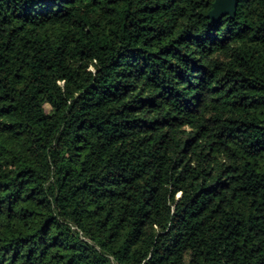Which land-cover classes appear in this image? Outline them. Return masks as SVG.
Listing matches in <instances>:
<instances>
[{
	"label": "trees",
	"instance_id": "obj_1",
	"mask_svg": "<svg viewBox=\"0 0 264 264\" xmlns=\"http://www.w3.org/2000/svg\"><path fill=\"white\" fill-rule=\"evenodd\" d=\"M214 1L0 0V264H264V0Z\"/></svg>",
	"mask_w": 264,
	"mask_h": 264
},
{
	"label": "water",
	"instance_id": "obj_2",
	"mask_svg": "<svg viewBox=\"0 0 264 264\" xmlns=\"http://www.w3.org/2000/svg\"><path fill=\"white\" fill-rule=\"evenodd\" d=\"M236 8L235 0H215L207 16L211 20H216L224 15L234 16Z\"/></svg>",
	"mask_w": 264,
	"mask_h": 264
},
{
	"label": "rangeland",
	"instance_id": "obj_3",
	"mask_svg": "<svg viewBox=\"0 0 264 264\" xmlns=\"http://www.w3.org/2000/svg\"><path fill=\"white\" fill-rule=\"evenodd\" d=\"M90 68H92V66L90 65Z\"/></svg>",
	"mask_w": 264,
	"mask_h": 264
}]
</instances>
